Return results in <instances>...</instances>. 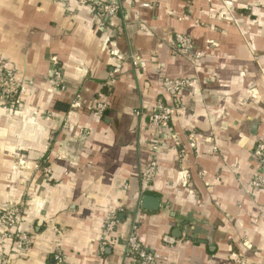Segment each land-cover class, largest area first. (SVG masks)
<instances>
[{
    "label": "crops",
    "instance_id": "1",
    "mask_svg": "<svg viewBox=\"0 0 264 264\" xmlns=\"http://www.w3.org/2000/svg\"><path fill=\"white\" fill-rule=\"evenodd\" d=\"M178 33L202 55L175 52ZM53 56L62 91L51 87ZM4 65L26 90L17 110L0 98V212L22 204L32 241L21 250L0 236L1 263L44 264L60 250L68 264H129L120 241L98 251L116 213L118 240L135 229L170 264H264V190L245 189L264 141V0H120L102 21L76 0H0ZM163 77L194 80L176 94L172 133L148 126L157 100L173 103ZM77 94L82 106L70 109ZM97 102L101 115L88 108ZM192 132L180 164L174 139ZM145 194L157 209L141 206Z\"/></svg>",
    "mask_w": 264,
    "mask_h": 264
},
{
    "label": "built area",
    "instance_id": "2",
    "mask_svg": "<svg viewBox=\"0 0 264 264\" xmlns=\"http://www.w3.org/2000/svg\"><path fill=\"white\" fill-rule=\"evenodd\" d=\"M80 4L88 6L95 12L96 16L102 20L116 16L120 12V0H107L106 2H95L94 0H76ZM139 6L149 7L148 2H141ZM174 51L181 54H187L192 57H199L201 52H193L192 39L182 33H178L174 37L172 42ZM129 61L133 66H144L142 61L136 53L128 56ZM119 72V68H114L110 73V79H114ZM51 87L62 91L66 88L63 72L57 62L55 56L51 58V70H50ZM194 80L192 79H180L174 80L169 77H163L161 85L163 89L172 96L173 103L166 104L161 99L157 100L148 115V126L153 129H166L172 133V128L169 125L170 118L173 114V109L177 105L176 94L178 91L184 88L192 86ZM26 90L25 86L16 78L15 70L7 66L0 67V98L8 104H11L16 108H20L21 99L20 96ZM82 103L77 94L70 103V109L80 108ZM89 109L97 115H101L106 109L105 102H97L94 105L88 106ZM139 112H136L138 114ZM65 124V123H64ZM198 140V135L194 132L187 136L185 144L177 138L174 139V145L178 148L176 154V160L181 164L186 156L187 148L195 149ZM156 149V146H152ZM217 147L213 146L212 150L216 151ZM252 157L258 163L257 168L252 173V176L245 184L246 191H263L264 190V141H258L252 149ZM157 161L151 160L142 170L139 172V179L142 186L149 184L153 181L157 172ZM48 171L45 170V176L48 177ZM186 174L188 175L187 171ZM24 209L22 204H10L3 208L0 212V236L3 238H13L17 249L25 250L29 248L31 244L30 235L22 230L21 223L23 221ZM118 224L116 213L109 215L105 221L102 234L100 236L99 248L100 253L104 252V249L108 246H112L114 242L120 241L123 246V253L129 264H170L167 257L158 254L157 252L148 249L141 242L136 230H131L126 236L120 238L116 235V226ZM234 264H247L246 258L243 255L234 256ZM0 264H3L0 262ZM44 264H68L64 255L60 250H55L50 255V259Z\"/></svg>",
    "mask_w": 264,
    "mask_h": 264
},
{
    "label": "water",
    "instance_id": "3",
    "mask_svg": "<svg viewBox=\"0 0 264 264\" xmlns=\"http://www.w3.org/2000/svg\"><path fill=\"white\" fill-rule=\"evenodd\" d=\"M160 205V202L158 200V198L145 194L142 196L141 199V206L145 209H157ZM187 222L183 223V226L185 228ZM177 233H180V230L178 227L174 228V231L172 232V236L175 238L177 236ZM168 240H171V238H169ZM174 240V239H173Z\"/></svg>",
    "mask_w": 264,
    "mask_h": 264
}]
</instances>
